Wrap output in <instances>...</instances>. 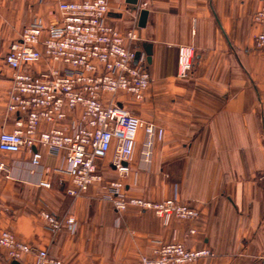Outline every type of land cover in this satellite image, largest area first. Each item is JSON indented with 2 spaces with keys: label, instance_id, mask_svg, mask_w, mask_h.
<instances>
[{
  "label": "crops",
  "instance_id": "crops-1",
  "mask_svg": "<svg viewBox=\"0 0 264 264\" xmlns=\"http://www.w3.org/2000/svg\"><path fill=\"white\" fill-rule=\"evenodd\" d=\"M60 1L0 0V132L15 119L6 112L11 80L3 57L23 27L59 21ZM259 6V0H108L105 22L136 30L134 48L150 75L142 101L126 94L118 101L164 131L148 165L136 148L129 173L121 177L124 191L150 200L174 197L198 210L197 220H164L135 207L117 212L99 185L70 196L68 176L55 171L66 168L64 157L37 146L0 151L7 166L0 171V230L63 264H140L141 256L172 242L211 252L191 264H264V51L253 47L258 30L252 23ZM142 9L148 15L141 27ZM181 45L194 50L185 78L177 70ZM34 149L50 170L48 188L39 185L44 176L31 171ZM110 160L111 151L100 170L116 179ZM40 210L74 222L52 233ZM35 258L29 253L15 262L34 264ZM0 264H13L2 247Z\"/></svg>",
  "mask_w": 264,
  "mask_h": 264
},
{
  "label": "built area",
  "instance_id": "built-area-1",
  "mask_svg": "<svg viewBox=\"0 0 264 264\" xmlns=\"http://www.w3.org/2000/svg\"><path fill=\"white\" fill-rule=\"evenodd\" d=\"M252 16L257 27L253 47L264 51V0ZM61 19L44 26L34 20L23 27L3 57L11 71V88L6 102L7 114L15 116L11 126L0 132V151L17 153L37 146L48 154L62 155L65 169H55L68 176L66 193L78 196L93 185L101 187L102 198L117 212L135 207L152 211L166 220H197L199 211L174 197L150 200L129 196L121 177L130 171L136 148L143 165L151 161L153 146L164 131L125 108L120 95L140 102L150 85L145 59L136 60L134 28L120 31L105 22L108 0H61ZM191 46L178 47V77L185 78L193 64ZM136 60V61H135ZM40 69L34 70V66ZM45 124L44 129H40ZM111 151L110 166L116 179L106 178L101 161ZM41 152L31 153V171L44 176L39 185L50 187V170L41 165ZM7 166L0 162V171ZM45 227L59 232L72 218H58L40 210ZM189 233H194L190 229ZM0 247L9 261H19L25 254L35 255L34 264H63L46 249L22 242L9 230H0ZM211 255L207 249H187L182 243L162 244L153 256H141L140 264H191Z\"/></svg>",
  "mask_w": 264,
  "mask_h": 264
},
{
  "label": "water",
  "instance_id": "water-1",
  "mask_svg": "<svg viewBox=\"0 0 264 264\" xmlns=\"http://www.w3.org/2000/svg\"><path fill=\"white\" fill-rule=\"evenodd\" d=\"M126 1L129 2V3H133V4H136V3H137V0H126ZM147 15H148L147 10H145V9L140 10V13H139V20H138V25H139V26L142 27V26L145 25ZM138 56H139V53L137 52V53H136V60H137ZM136 60H135V61H136ZM13 264H16V262L13 261Z\"/></svg>",
  "mask_w": 264,
  "mask_h": 264
},
{
  "label": "rangeland",
  "instance_id": "rangeland-1",
  "mask_svg": "<svg viewBox=\"0 0 264 264\" xmlns=\"http://www.w3.org/2000/svg\"><path fill=\"white\" fill-rule=\"evenodd\" d=\"M1 48V47H0ZM0 52H4L3 50H0ZM10 75H11V71H9Z\"/></svg>",
  "mask_w": 264,
  "mask_h": 264
}]
</instances>
